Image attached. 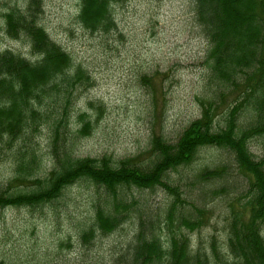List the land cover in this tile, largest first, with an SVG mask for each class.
Listing matches in <instances>:
<instances>
[{
  "label": "trees",
  "instance_id": "obj_1",
  "mask_svg": "<svg viewBox=\"0 0 264 264\" xmlns=\"http://www.w3.org/2000/svg\"><path fill=\"white\" fill-rule=\"evenodd\" d=\"M115 1L80 0L81 26L92 33L115 29ZM194 4L208 46L210 80L219 91L200 100L201 116L176 143L153 136V159L145 166L110 156L75 157L77 139L90 136L93 125L92 120L85 121L84 113L79 117L83 125L73 128L70 110L74 93L91 88L92 77L42 27V0H23L22 6L7 9L2 16L4 35L15 41L24 38L33 56L27 59L0 44V151L11 152L13 166L8 187L0 189V211L58 204L68 189L88 182L96 192L91 220L81 230L80 240L92 242L98 234L111 235L133 223L134 236L121 257L125 264H264V159L257 160L250 150L252 140L264 136V0H194ZM234 92L237 97L220 126L219 106ZM246 110L252 123L241 128L240 115ZM44 127L50 167L43 172L34 139ZM209 148L227 150L249 179L248 215L232 214L224 247L215 238L208 247L193 246L191 234L205 225L207 210L195 203L186 208L181 188L171 178L180 169L193 168L199 152ZM229 174L223 165L197 170L191 179L207 187ZM19 184L29 186L14 190ZM158 188L170 194L171 203L159 210L140 208L133 190ZM202 192L207 200L228 190Z\"/></svg>",
  "mask_w": 264,
  "mask_h": 264
},
{
  "label": "rangeland",
  "instance_id": "obj_2",
  "mask_svg": "<svg viewBox=\"0 0 264 264\" xmlns=\"http://www.w3.org/2000/svg\"><path fill=\"white\" fill-rule=\"evenodd\" d=\"M42 27L64 48L76 65L92 77L89 89L74 93L70 112L73 128L92 120L91 135L77 139L75 157L116 161L132 160L147 165L152 159L150 143L154 135L176 143L193 121L201 116L200 100L219 91L210 80L206 63L208 46L195 18L194 0H116L113 4L115 29L92 33L79 22L80 0H42ZM23 0H0V44L17 54L32 58L27 42L10 40L2 31V16L8 8L22 6ZM238 92L227 96L219 106L218 123ZM240 127L252 123L249 110L240 115ZM38 145L43 172L50 167L48 128L34 139ZM257 160L264 159V136L250 143ZM0 151V189L13 177L11 152ZM226 165L225 180L203 187L192 175L203 168ZM44 174V173H43ZM181 188L185 207L196 204L207 210L205 225L191 234L193 246L208 247L216 239L226 242V226L233 213L248 215L245 205L249 179L241 174L233 156L224 149L201 150L193 168L171 174ZM29 184L14 186L24 190ZM13 187V186H11ZM226 188L228 193L204 199V191ZM58 204L39 209L13 208L0 211V263L3 264H125V254L134 236L129 222L111 235L98 234L92 242L80 240L83 227L91 220V202L96 188L80 182L68 189ZM139 207L163 209L172 198L162 188L133 190ZM202 196V200H201ZM186 210V209H185ZM188 233V232H187ZM264 236V225L262 226ZM224 249V248H223Z\"/></svg>",
  "mask_w": 264,
  "mask_h": 264
}]
</instances>
